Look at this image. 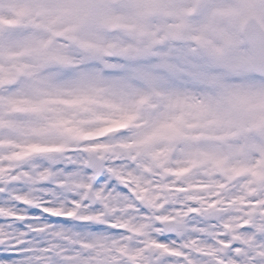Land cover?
Masks as SVG:
<instances>
[{
    "label": "snow or ice",
    "instance_id": "snow-or-ice-1",
    "mask_svg": "<svg viewBox=\"0 0 264 264\" xmlns=\"http://www.w3.org/2000/svg\"><path fill=\"white\" fill-rule=\"evenodd\" d=\"M0 264H264V0H0Z\"/></svg>",
    "mask_w": 264,
    "mask_h": 264
}]
</instances>
